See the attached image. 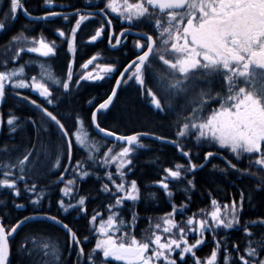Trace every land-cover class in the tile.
I'll return each instance as SVG.
<instances>
[{
	"label": "snow or ice",
	"instance_id": "obj_1",
	"mask_svg": "<svg viewBox=\"0 0 264 264\" xmlns=\"http://www.w3.org/2000/svg\"><path fill=\"white\" fill-rule=\"evenodd\" d=\"M46 2L51 4L52 0ZM109 10L127 24L119 34L115 29L107 33L106 40L110 48L126 47L127 34L133 28L143 27L148 31L135 33L136 38L130 49L134 58H129L122 71L118 70L117 63H101L98 62V55H92L81 65L84 71L74 81L77 32L86 21L101 17L103 23L91 35L89 43L98 41L105 36L104 25L111 27L113 24L112 19L108 18ZM20 11L30 16L22 0H7V11L0 13V32L7 30ZM53 17H62L64 21L75 17L69 33L58 30L59 37L67 40L68 52L73 54L72 62L67 66L66 79L52 78L47 72L29 79L25 72L27 63L15 67L10 66V61L5 59L0 63V104H3L9 91L19 97L20 92L16 90L29 89L38 93L48 105H54L57 97L49 86L50 79L65 95L71 96L73 84L79 89L81 81H105L118 75L110 95L98 103L90 115L95 129L104 137L112 138L113 147H108L106 152L100 154L96 144L89 145L87 133L77 129L75 142L88 151L87 161L93 170L90 171L79 160L73 164L70 130L48 107L38 104L35 99L29 101L27 96L23 97L54 125L52 131L63 140L66 147L67 166L62 167L63 157L59 154H48L41 161L36 145L44 143L42 134L50 137L52 131L31 118L27 123L32 125L35 135L29 144L0 148V153L9 160L0 164V189L11 190L15 197H21L22 184L23 192L28 194V202L33 207V214L25 216L14 226H6L4 217L0 216V264H11L10 237L26 222L39 219L51 221L67 232V252L71 255L75 251L74 264H264V239H257L258 234L253 231L257 226L264 228V218L242 225L245 233L243 248L238 243L230 244L227 235L216 238L220 229L230 230L241 226L245 201L251 205L253 200V193L246 195L244 190H239V201L233 197L230 204L223 206L215 198L211 199V210L205 212L201 209L202 218L197 219L194 214L187 218L184 226L177 222L176 217L188 205L182 204L178 208L172 203L171 211L155 224L149 220L148 228L142 230L138 238L137 224L141 217L136 207L142 199V193L137 180L129 176L135 169L134 155L138 149L146 146L141 137L152 134L135 132L118 135L97 122V115L108 112L113 106L118 90L130 84L138 85V90L146 95L148 103L155 110L160 113L167 110L175 115V134L178 138H194L198 146L218 149L217 152L206 151L203 163L197 164L192 162L193 154L185 151L178 140H166L160 135L154 137L175 145L189 161L187 166L176 164L175 170L171 167L164 169L165 175L158 184L169 200L174 196L168 182L170 178L186 182L179 190L191 200L190 190L195 188V173L204 168L210 158L219 155V149L227 150L238 161L247 158L246 169L238 168L236 163L228 160L229 169L241 176L254 178V191L264 192V0H106L103 6L97 5L95 11H82L80 8L71 13L48 11L44 16L30 18L48 21ZM149 31L154 34L150 35ZM12 39L20 43L22 38L14 36ZM30 45L19 47L13 59H22L20 54L25 52L36 53L40 57H53L57 52L56 42H49L43 36L31 40ZM154 62H159L164 68L160 72L153 71L156 66ZM90 65L93 67L88 70ZM149 74L156 80L159 95L146 86V76ZM201 82H204L203 86ZM88 103L92 104V100ZM214 104L217 106L213 107ZM20 121V117L9 114L6 124L11 133L17 132ZM4 123L0 115V131ZM78 123L83 127V120H78ZM116 142L121 145L119 151H114ZM113 165L115 172L111 170ZM96 168H103V174L97 173ZM253 168L256 170L253 171ZM38 169H62L65 173L71 171L70 179L59 176L58 183L64 186L60 189L62 197L57 202L58 208L64 213L74 211L86 219L88 197L77 198L73 195L78 188L77 182L90 176H95L101 182L100 191L110 199L105 205L106 216L105 212L96 210L90 215V231L96 239L94 247L88 252L83 241H88L89 236H84L82 241L77 232L56 215L40 214L46 193L38 189L37 183L31 179L37 175ZM189 174H192V179H188ZM65 198L68 199L67 203ZM0 203L4 201L0 200ZM14 206L17 209L25 208L22 203H15ZM129 215L130 219L127 218ZM207 232H211L215 247L202 260L197 250L205 244ZM189 234H195L192 242L188 239ZM19 251L29 258V264H64L61 259L62 247L54 242H22Z\"/></svg>",
	"mask_w": 264,
	"mask_h": 264
},
{
	"label": "trees",
	"instance_id": "obj_2",
	"mask_svg": "<svg viewBox=\"0 0 264 264\" xmlns=\"http://www.w3.org/2000/svg\"><path fill=\"white\" fill-rule=\"evenodd\" d=\"M60 1L68 2L72 9L76 8H96L95 5H99L100 1L106 0H52L50 6L58 5ZM99 2V4H98ZM135 2V0H130ZM23 6L28 10V13L32 16H43L49 9V5L46 0H22ZM101 3V6L103 5ZM106 3V2H105ZM7 11V0H0V13ZM53 20L42 22H30L25 19L21 14L16 15V19L9 23V27L6 31L0 32V63H3L5 59L10 61V66L19 67L21 64L27 63L25 72L27 78L31 76H39L41 72H47L52 78H59L61 80L66 79L67 66L72 62L73 54L68 52L67 43L60 44L61 38L58 35V30H61L63 26H41V23H51ZM55 22V21H53ZM98 26H81V29L77 33L78 45L75 53V64L73 65L74 81L78 78L80 73L84 71L81 65L91 58L92 55H98V62L101 63H117L118 70L122 71L123 66H126L129 62V58H134L132 53L129 56L124 57L120 51L110 52L108 49L100 46L99 44L92 45L88 43L92 34ZM135 32L148 31L147 28L136 27L133 28ZM108 33V29L106 28ZM150 35L154 33L149 31ZM157 40L158 39V34ZM21 37L20 43L13 42V37ZM43 36L47 41H55L57 45L56 55L53 57H40L36 53H21L22 59H13L15 52L19 47H28L30 41L33 39H39ZM23 37H27L26 40ZM6 49L8 51H6ZM95 63V62H94ZM41 64L44 65L41 68ZM156 65L153 69L155 72H160L164 66L159 62H154ZM93 66L90 65L88 70H91ZM118 75H114L112 79L98 82H86L81 81V87L76 89L74 84L72 86V95L67 96L63 93L61 88H57L55 84L48 81L50 88L54 92V96L57 97L54 100V105H48L38 93L29 89H18L20 96H15L11 91L6 95L4 105L0 111L5 123L3 130L0 134V148L5 145H9L13 148L18 146L27 145L32 141L35 135V130L30 123H27L29 118L37 120L44 127H49L50 131L54 129V125L43 116V113L38 112L30 102L23 100V97L27 96L29 101L35 99L38 104L48 107L50 111H53L55 115L61 119V122L65 124V127L70 130V135L73 139L72 146V160L73 164L77 160L85 164L86 167L91 168L90 162L87 161L89 155L85 148H81L75 142V132L80 129L82 132H86L88 135V143L96 144L100 148V154L107 151L108 147H113V142L97 136L91 126L90 115L95 110V106L98 103L103 102L104 99L110 95L112 87H114L115 79ZM202 86L204 82H201ZM146 86L157 91L160 94L159 88L156 86L155 78L149 74L146 76ZM219 87V86H217ZM10 88V86H9ZM139 86L130 84V86L122 87L117 98L114 101L113 106L108 112L98 114L97 121L101 127L107 128L109 131H115L118 135L125 134L131 135L135 132H149L150 136H164L166 140H178L180 145L184 147L185 151H190L192 156V162L201 164L203 163V156L206 151L217 152L216 147H201L198 146L194 138H178L176 136L177 126L175 115L167 111L160 113L155 110L146 99V95L141 93ZM92 100V104L88 101ZM217 105H213L216 107ZM12 113L21 118L19 127L16 133H11L6 124V120L9 118V114ZM78 120H83V127L78 123ZM41 139L43 144H37L36 149L40 152V159L43 162L45 156L51 154L55 156L59 154L63 157L61 160L62 167L67 166V153L66 147L63 144V140L58 138L56 133L52 131L50 137L42 134ZM142 143L146 146L143 149H138L134 155L135 169L130 173V179H136L140 186L142 199L136 207L141 219L137 224V232H141L148 228V221L155 224L160 221V218L167 212L171 211L172 203H175L179 208L182 204H187L188 207L183 213H179L176 220L181 226L186 224L187 218L196 215L197 219L202 218L200 215L201 209L205 212L211 210V199L215 198L221 206L224 204H230L233 197L239 201V190H244L247 193H253L252 204L245 201L244 211L241 213V226L235 227L230 230H218L217 239L227 235V238L231 243L240 244L241 248L245 246V233L242 230V225L250 221L259 220L264 218V192L254 191L256 188V181L254 178L248 175H239L235 170H230L227 161L231 160L236 163L238 168L246 169L248 165L247 158L243 160H236L234 156L227 150L219 149V155L210 158L208 164L202 169H198L195 173V188L190 190L191 200L189 201L186 194L179 189L186 185L185 181H176L169 179L170 190L174 192V196L169 200L166 192L160 188L158 181L163 179L165 168H173L175 170L176 164H183L187 166L188 158L184 157L173 144H168L146 137H141ZM59 146V147H58ZM121 145L115 144L114 151H119ZM16 155L15 152L12 153ZM226 158V159H225ZM9 162L8 157L3 153H0V164ZM54 162V161H53ZM213 165L216 167L214 168ZM223 169V171H222ZM115 172V166L111 169ZM256 169L253 168V171ZM95 171L100 175L103 174V168H96ZM63 175L65 180L72 178L71 171L65 173L62 169H38L37 175L31 177L33 181L37 183L38 189L46 193L45 199L42 202L40 214L45 213L50 215H56L64 223L69 224V227L77 232L83 241L84 236H89L88 241H83L85 251L88 252L90 248L94 247L96 237L92 235L88 220L93 210L105 212V205L110 199L107 194L100 191L101 182L90 176L84 181L78 180V188L74 191L75 197L86 196V206L88 207L87 219L84 215L78 214L74 211L64 213L58 208V200L62 197L60 189L64 186L62 183H58L59 176ZM2 178V177H0ZM188 179H192V174H189ZM104 182H107L106 180ZM22 196L15 197L11 190L0 189V200L4 203H0V216L4 217L6 226H14L15 223L22 220L27 215L33 214V207L28 202V194L23 192V185H20ZM49 201L51 207H49ZM66 203L68 199L65 198ZM74 202V201H73ZM15 203L25 204V208L17 209ZM129 204L131 202H128ZM130 219V215L127 216ZM99 219V218H98ZM175 231V230H174ZM253 231L257 233V239H264V228L254 227ZM139 238V235H137ZM195 234H189L188 239L192 242ZM36 240L37 243L41 242H54L58 246L62 247L63 255L61 259L64 264H74L76 256L75 251L71 255H68L66 241L68 240V234L58 227L57 225L44 220H34L25 224L10 241V261L11 264H29V258L22 255L19 251L22 242H30ZM214 241L211 232L206 233L205 244L197 250V255L203 260L210 255L214 250ZM116 264V262H113Z\"/></svg>",
	"mask_w": 264,
	"mask_h": 264
},
{
	"label": "flooded vegetation",
	"instance_id": "obj_3",
	"mask_svg": "<svg viewBox=\"0 0 264 264\" xmlns=\"http://www.w3.org/2000/svg\"><path fill=\"white\" fill-rule=\"evenodd\" d=\"M103 2L105 3L106 1H103ZM101 3H102L101 1H100V4L98 2L99 6H101ZM67 4H68V2L60 1L58 3V5H55V6H50L51 4H48L49 7L47 6V8L49 9L48 11H62V12H65V13H71V12H74L75 9H77L76 7H74V9H72L71 6L70 5H67ZM96 6L97 5H95V7ZM81 10L82 11H95L96 8H91V9L90 8H82ZM47 12L44 15H46ZM20 14L23 16V14L21 13V11L17 15H20ZM34 17H37V16H34ZM108 18L112 19V21H113L112 26L109 27V26H107L105 24L104 25L105 26V36H102L98 41L93 42V43H90V44H92V45L99 44L100 46L103 47V49L106 48L110 52L120 51L121 54L124 57L129 56L130 53H132L130 51V49L132 48V42H133V40L136 37L133 36V35L127 34V41H126L127 46L126 47L125 46H118L115 49L110 48V46L107 44V40H106V35H107L106 28L108 29V32H110L112 29H115L116 32H117V34H119V32L122 30V27H126L127 24L124 23L119 16H117L114 13H111L110 10H109V17ZM49 20H53L55 22H53V21L51 23H45L44 22L43 24L41 23V26H63V28L61 30H64L66 33H69L70 32V28L72 26H74L75 17L71 18L70 21H64L62 17H53V18H50ZM33 22H42V20L41 21H33ZM102 23H103V19L101 17H95V18H93L90 21H86L85 24H83L82 26H98V28H99ZM132 31H135V30L132 29ZM78 41L79 40L77 38V45H78ZM59 42H60L61 45H63L64 43H67V40L65 38H61V40ZM113 42H114V38H113ZM88 43H89V40H88ZM139 234H140V232H137V235H139Z\"/></svg>",
	"mask_w": 264,
	"mask_h": 264
},
{
	"label": "water",
	"instance_id": "obj_4",
	"mask_svg": "<svg viewBox=\"0 0 264 264\" xmlns=\"http://www.w3.org/2000/svg\"><path fill=\"white\" fill-rule=\"evenodd\" d=\"M19 13V12H18ZM17 13V14H18ZM21 13L23 14V16L28 20V21H31V22H33L34 20H32L30 17H34V16H29V15H25L24 14V12L23 11H21ZM16 14V15H17ZM37 21H41V20H37ZM135 33H137V32H131V33H129L130 35H133V36H135ZM118 92H119V90H118ZM118 94V93H117ZM5 102V101H4ZM4 102H3V104H0V111H1V109H2V107H3V105H4ZM1 115V114H0ZM97 117H98V115H97ZM98 122V121H97ZM91 126H92V129H93V131H94V133L97 135V136H99L100 138H103V139H106V140H108V141H110V142H113L112 141V138H106V137H104L103 136V134H101V133H99L96 129H95V127H94V125L91 123ZM0 134H1V131H0ZM146 138H149V139H153V140H156L155 138H154V136H146ZM156 141H158V140H156ZM160 142H162V141H160ZM164 143H167V142H164ZM116 144H119L118 142H116ZM168 144H171V143H168ZM39 220H44V219H39ZM34 221V220H33ZM44 221H48V220H44ZM49 222H51V221H49ZM27 223H29V222H26L25 224H27ZM52 223V222H51ZM24 224V225H25ZM24 225H22L21 226V228L24 226ZM58 226V225H57ZM59 227V226H58ZM20 228V229H21ZM20 229H18L17 230V232L20 230ZM62 229V228H61ZM64 230V229H63ZM65 231V230H64ZM17 232L15 233V234H13V236L12 237H10V241L13 239V237L17 234ZM66 232V231H65ZM67 233V232H66Z\"/></svg>",
	"mask_w": 264,
	"mask_h": 264
}]
</instances>
